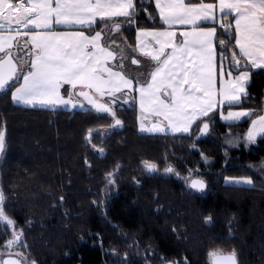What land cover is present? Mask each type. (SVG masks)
<instances>
[{
    "label": "trees",
    "instance_id": "16d2710c",
    "mask_svg": "<svg viewBox=\"0 0 264 264\" xmlns=\"http://www.w3.org/2000/svg\"><path fill=\"white\" fill-rule=\"evenodd\" d=\"M137 13L136 24L122 30L130 45L136 43L137 26H163L153 0H137ZM216 26L217 38L227 40ZM229 62L226 53L225 66ZM248 92L241 106L264 109V72L253 70ZM115 111L123 125L88 141L89 128L112 124L109 114L28 107L14 103L11 92L0 94V128H6L0 186L7 214L24 230L26 255L37 264H165L184 263V257L189 264H209L208 250L221 247L235 248L239 264H264L262 179L229 167L198 193L174 174L148 175L145 161L161 170L170 162L180 175L204 167L201 152L215 157L214 166L220 167L222 147L199 139L201 150H194L196 125L191 133H146L140 130L136 106ZM209 117L221 132L251 123H223L219 111ZM93 143L106 152H97ZM247 155L252 161L264 158V145ZM114 169L116 192L104 203L106 173ZM227 176H252L255 183L230 184ZM209 215L211 222L205 220ZM11 234L0 223V246Z\"/></svg>",
    "mask_w": 264,
    "mask_h": 264
},
{
    "label": "snow or ice",
    "instance_id": "6c2138e0",
    "mask_svg": "<svg viewBox=\"0 0 264 264\" xmlns=\"http://www.w3.org/2000/svg\"><path fill=\"white\" fill-rule=\"evenodd\" d=\"M155 6L168 27L135 28L138 51L155 63L149 79L141 82L139 73L130 78L119 70L123 68L122 50H113L116 41L106 38L105 32L134 26L137 0H0V94L11 92L12 101L20 105L80 106L110 114L113 124L109 128L123 125L113 107L120 97L132 101L131 107L138 100L140 130L148 133H191L196 125L198 135H207L209 113L218 109L225 121L251 120L244 135L229 140V144L239 139L246 145L253 144L264 138V109L241 106L246 102L242 98L250 95L248 85L253 70L264 72V0H213L199 4L155 0ZM225 16L232 19L225 21ZM200 22L218 23L228 39H218L216 27L202 28L198 26ZM176 25L191 27L177 29ZM98 27L100 30H95ZM82 28L90 31L72 30ZM14 51H24L25 58H14ZM226 53L230 61L227 66ZM118 56L121 58L117 63ZM132 62L141 64L134 56ZM151 117L159 119L150 125L145 123ZM93 131L87 130L86 140L91 141ZM5 148L6 128H0V156ZM98 151L103 153L104 149ZM144 167L149 172L159 171V166L151 161H145ZM163 171L180 176L171 164ZM115 172L116 169L106 173L108 185L116 184ZM194 172L198 169L189 170L183 179L189 188L203 192L208 181ZM226 180L254 185L252 176ZM5 204L6 195L0 186V223L5 225V231L10 227L12 233L0 248V264H24L25 260L27 264H37L20 250L26 245L24 230L17 229ZM205 220L211 222L212 217ZM123 255L127 257L128 253ZM208 259L209 264H239L235 248H210ZM183 260L189 264L187 257ZM167 264L179 261L169 260Z\"/></svg>",
    "mask_w": 264,
    "mask_h": 264
},
{
    "label": "rangeland",
    "instance_id": "374dc122",
    "mask_svg": "<svg viewBox=\"0 0 264 264\" xmlns=\"http://www.w3.org/2000/svg\"><path fill=\"white\" fill-rule=\"evenodd\" d=\"M116 33H117L116 34L117 38L120 39L119 44L121 45L122 53L127 52V50H126L127 46H124L122 44L121 30L116 31ZM25 51H27V50H25ZM14 58H16L18 60L24 59L25 58L24 52L23 53L19 52V54H17L14 51ZM65 87H68V86L65 85ZM117 95L119 96V94H117ZM120 98H122V97H120ZM107 100H108V98L105 99V102H107ZM131 103H132V101L127 103L126 105H130ZM120 105L121 104L117 103V105H114L113 107H114V109H116V107H118ZM136 107L138 108V111L140 113L139 104L136 103ZM56 108H69V109H72L73 111L83 109L80 106H77L76 108H72V107H64L62 105L57 106ZM110 117H111V115H110ZM112 124H113V118H112ZM100 129H103V131H99L100 135H102V138H105L107 135V132L112 131L114 128H109V126H106V127L100 128ZM95 130H99V129H95ZM95 130L93 131L92 135L99 134ZM229 130H231V131H229ZM246 131H247V128L246 129L228 128L226 131L221 132L220 129L218 130L217 128L211 127L209 134H207L204 137V139L210 140V141H215V142H218L220 144V147H222L221 151H222L223 156H224L222 165L220 167H215L214 165L216 162V158L212 157L211 155H208V154L206 155L205 153H203V156L201 155V158L204 160L205 166L204 167L200 166L199 168H197L198 172H194V175L195 174L201 175L205 179H207L208 183H210V182H213V181L219 179V177L223 174V172L225 173V170L228 169L229 167H238V168H243L244 169L243 171H250V173H255V175L259 176V178L264 177V158H262L258 161H252V160H250L249 156L247 155L249 152L254 151L256 148L262 147L264 145V140H259V138H258L255 143L247 144V145L245 144L243 139H239L233 144L228 143L229 140L234 139L235 137H242ZM197 134H198V132H197ZM197 134L195 137V143H193V144H196L197 147H195V148L192 147L193 144L191 145V147L194 150L199 151V150H201V146H199L198 140L201 138H199ZM93 145H95V144L93 143ZM95 146H97V147H94L97 152H99L98 151L99 148L104 149L100 145H95ZM225 149H227V151H225ZM104 152H106L105 149H104ZM204 156L208 157L209 159L205 160ZM169 164H171V163L167 162L166 167H168ZM252 165H256V167L253 168ZM143 169H145V173L148 175H151V174L154 175V174H160V173L167 175V173H164V171L161 169H159V171H157V172H149L144 166H143ZM197 169H191V170H197ZM169 174H171V173H169ZM187 174L188 173H186L184 175H180V176H176V175H174V176L179 178L180 180H182L188 186V184L183 179V177L187 176ZM115 175H116V173H115ZM261 179H262V182H264V178H261ZM228 183H232V182H228ZM232 184H236V183H232ZM106 185H107V191L105 190L104 203L107 202L116 192V184L115 185H108V182H107ZM105 188H106V186H105ZM16 227H17V229H20V227L17 226V224H16ZM10 230H11V228H10ZM23 237H24V232H23ZM23 240H24V238H23ZM2 247H4V245L0 246V248H2ZM25 247H26V245L20 249L24 253L26 251ZM13 251H16V249L14 248ZM28 259H30V258L28 257ZM24 264H27L26 260H25ZM165 264H167V262H165ZM179 264H184V263L182 261H179Z\"/></svg>",
    "mask_w": 264,
    "mask_h": 264
},
{
    "label": "crops",
    "instance_id": "0c3cea01",
    "mask_svg": "<svg viewBox=\"0 0 264 264\" xmlns=\"http://www.w3.org/2000/svg\"><path fill=\"white\" fill-rule=\"evenodd\" d=\"M15 2V0H14ZM26 2V0H25ZM154 4H155V0H153ZM184 2L186 4H199L201 2H205V3H208V2H213V0H184ZM156 7V6H155ZM157 10V14L159 16V10L156 8ZM218 17H219V12L217 13ZM234 15V14H233ZM160 18V17H159ZM225 21H229L232 19V16H225L224 17ZM160 21L163 23V26L162 27H156V28H166L168 27V25H166L161 19ZM216 24L218 23H207V22H200L198 24L199 27H202V28H207V27H216ZM177 29L181 28V27H191L190 25L189 26H181V25H176L175 26ZM57 31H65L67 29H64V28H57L55 29ZM72 30H80V31H88L87 29L85 28H82V29H72ZM122 30L123 28L121 29V40H122V44L124 46H127L126 50L127 52L125 53H122L123 54V68L122 69H119V70H123L130 78L133 77V76H136L138 73L140 74V77H141V82H145L147 79H149V74L151 73V71L153 70V68L155 67V63L148 57L144 56L142 53H140L138 51V46H137V40H136V43L135 45H130L124 38L123 34H122ZM106 32V38H110L112 40H115L116 41V44L113 45V50L114 51H119L121 50V45L119 44V40L117 38V33L116 32H111L110 29H107L105 30ZM217 33H218V30H217ZM149 41H151V37L148 38ZM181 37L177 36V42L179 43ZM25 51V50H24ZM24 51L20 52V53H23ZM218 52V51H217ZM135 57L136 59H139L141 60V64L140 65H136L132 62V57ZM120 56L117 57V63L119 62L120 60ZM217 60H218V56H217ZM111 63V62H110ZM243 70V69H241ZM219 86V84H218ZM136 95L138 96V93H136ZM106 99V98H105ZM243 99V98H242ZM131 101H126L123 97L122 98H119L118 100V104H123L124 106H130V105H126L127 103H129ZM136 103L138 104V100L136 101ZM23 106H28V107H46V106H39V105H36V106H32V105H23ZM46 108H51V107H46ZM69 109V108H68ZM84 109V108H83ZM138 109V108H137ZM215 111H219L218 109H214L213 112ZM224 111L226 112L227 111V108L225 107L224 108ZM211 113H209L210 115ZM140 113L138 111V116L140 118ZM220 117V115H219ZM254 118V117H253ZM156 119H159L157 117H151V118H146L145 120V123L147 124H151V123H154L156 121ZM247 120V119H245ZM244 120V121H245ZM220 121L223 122V123H227V124H237V123H240V122H228V121H225L223 120L221 117H220ZM243 122V121H241ZM195 125H193L194 127ZM250 126V124H249ZM248 126V127H249ZM139 127H140V119H139ZM192 127V129H193ZM247 127V128H248ZM144 132V131H142ZM148 133V132H146ZM159 133V132H158ZM171 133V132H169ZM172 134H181V133H172ZM259 140H264V138H259ZM227 177H230V176H227ZM226 177V178H227ZM261 178V177H260ZM255 183V182H254ZM232 184V183H230Z\"/></svg>",
    "mask_w": 264,
    "mask_h": 264
},
{
    "label": "water",
    "instance_id": "95a60500",
    "mask_svg": "<svg viewBox=\"0 0 264 264\" xmlns=\"http://www.w3.org/2000/svg\"><path fill=\"white\" fill-rule=\"evenodd\" d=\"M205 136H206V135H204V136H200V135H199V137H205ZM1 157H2V156H0V160H1ZM207 188H208V187H207ZM207 188H206L203 192H205V191L207 190ZM193 190H194V189H193ZM194 191H195V192H198V193H203V192H199V191H197V190H194Z\"/></svg>",
    "mask_w": 264,
    "mask_h": 264
}]
</instances>
